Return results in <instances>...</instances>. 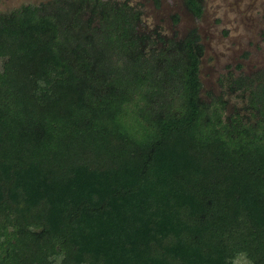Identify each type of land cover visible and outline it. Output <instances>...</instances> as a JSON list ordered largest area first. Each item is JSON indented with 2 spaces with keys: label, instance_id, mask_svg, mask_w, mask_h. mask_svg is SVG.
I'll return each mask as SVG.
<instances>
[{
  "label": "trees",
  "instance_id": "trees-1",
  "mask_svg": "<svg viewBox=\"0 0 264 264\" xmlns=\"http://www.w3.org/2000/svg\"><path fill=\"white\" fill-rule=\"evenodd\" d=\"M142 14L0 12V264H264V69L204 99L198 30Z\"/></svg>",
  "mask_w": 264,
  "mask_h": 264
},
{
  "label": "rangeland",
  "instance_id": "rangeland-1",
  "mask_svg": "<svg viewBox=\"0 0 264 264\" xmlns=\"http://www.w3.org/2000/svg\"><path fill=\"white\" fill-rule=\"evenodd\" d=\"M50 0H0V12ZM127 1L142 10L141 32L162 38H183L197 29L205 46L201 63L202 96L220 94L218 79L232 73L251 75L264 69V0H203V14L196 18L183 0ZM229 112L240 107L229 95ZM236 264H249L240 256Z\"/></svg>",
  "mask_w": 264,
  "mask_h": 264
}]
</instances>
